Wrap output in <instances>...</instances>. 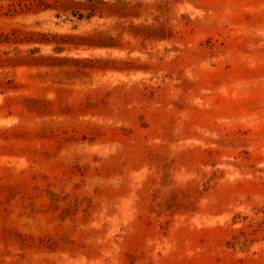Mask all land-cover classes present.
Wrapping results in <instances>:
<instances>
[{"label": "rangeland", "instance_id": "374dc122", "mask_svg": "<svg viewBox=\"0 0 264 264\" xmlns=\"http://www.w3.org/2000/svg\"><path fill=\"white\" fill-rule=\"evenodd\" d=\"M0 264H264V0H0Z\"/></svg>", "mask_w": 264, "mask_h": 264}]
</instances>
